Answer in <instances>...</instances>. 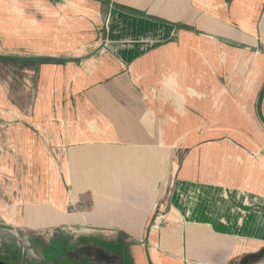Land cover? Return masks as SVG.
<instances>
[{
  "label": "crops",
  "instance_id": "1",
  "mask_svg": "<svg viewBox=\"0 0 264 264\" xmlns=\"http://www.w3.org/2000/svg\"><path fill=\"white\" fill-rule=\"evenodd\" d=\"M0 66L38 72L28 113L0 76V261L31 264L15 232L117 234L129 264L264 248V0H0Z\"/></svg>",
  "mask_w": 264,
  "mask_h": 264
},
{
  "label": "rangeland",
  "instance_id": "2",
  "mask_svg": "<svg viewBox=\"0 0 264 264\" xmlns=\"http://www.w3.org/2000/svg\"><path fill=\"white\" fill-rule=\"evenodd\" d=\"M73 3V1L71 2ZM106 28H104V32L102 31V35H104V41H100L98 40V42L96 41L94 46H97L98 44L100 45L99 50L102 53H106L107 51H111L113 50L112 48V44L110 43V40L107 36L106 31H108V23L105 26ZM106 35V36H105ZM129 42H124V41H118L115 46H125V44H128ZM112 45V46H111ZM140 46H146V42L142 41L140 43ZM8 59V58H7ZM11 60V59H8ZM41 60V59H38ZM12 61V60H11ZM41 63H38L37 65H39ZM12 68L3 66H0V76L3 77L5 80H7L9 82V91L12 94V101L14 103V107L17 110V108L20 109V111L22 113H28L30 112V108L32 106V100H33V96H34V82L36 80V78L38 77V72L37 70H35V72L33 71L31 75H29L30 73H24V72H18L16 70H11ZM30 76V78H29ZM17 107V108H16ZM12 111V110H11ZM160 213H158L156 219L158 220H165L167 218V214H168V209H170V205L168 204V202L166 201L165 203H161L160 204ZM2 227L1 223H0V228ZM8 229V228H7ZM13 233V229H10ZM17 238H22V243L24 242V237L25 235H28L26 241L27 244L29 246L26 247V251L29 252V258H30V263L31 264H40V262H44L47 260L50 261L52 264H68L70 262H74L73 260L71 261V259L76 257L79 258H85L87 256L83 255V256H78L77 252L79 250H88L89 248H91L90 246H88V242H94L90 238V236H92V233H86V232H82L79 230H74V231H65V232H54L52 234L50 233H32V234H23V233H18L15 232ZM95 235V234H94ZM117 235V234H116ZM114 234H100L101 238L104 239L102 242V247L101 250L105 251H113L111 252V254H116L118 257H120V264H129V259L126 256V252H124V247L118 245L117 249H115L116 247H114V245H112L109 240L112 239V236H116ZM43 238L46 239V241L42 240L43 242H45L46 244H48V246H52L51 248L53 249V254L49 257L47 250V254L44 252L41 254L40 250H36L33 246V238ZM118 237V235H117ZM92 238V237H91ZM25 241V243H26ZM5 242H2V240L0 239V245ZM103 243H107V247L103 246ZM65 245L63 248H60V246ZM61 252H60V251ZM77 250V251H75ZM50 251V250H49ZM56 251H58V253H55ZM75 251V252H74ZM106 252V251H105ZM87 255V254H86ZM46 259V260H44ZM55 261V262H52ZM92 260H88V259H84L82 262H88L89 264H97L95 262H91ZM26 264L29 263L28 258H24V260L22 261ZM113 263V262H112ZM101 264H106L103 261H101Z\"/></svg>",
  "mask_w": 264,
  "mask_h": 264
},
{
  "label": "flooded vegetation",
  "instance_id": "3",
  "mask_svg": "<svg viewBox=\"0 0 264 264\" xmlns=\"http://www.w3.org/2000/svg\"><path fill=\"white\" fill-rule=\"evenodd\" d=\"M39 246H40V244H39ZM101 247L102 246L98 244L95 247H91V248H89L86 251L85 250H82V251L79 250L77 252V254H78V256L85 255V256H87V257H85V259H88V260L90 259V260H92L91 262H95L97 264H101V261H103L106 264H120V259H119V257L116 254L115 255L111 254L110 251H106V252L102 251ZM39 249L42 250L44 252V254L48 253V252H51V253H48V254H53L54 253L53 249L50 248L48 245H46V246L42 245V247L39 248ZM47 250H48V252H47ZM75 251H77V250H75ZM55 253H58V251H56ZM76 258L78 260L73 258V259H71V261L75 260L73 263H76L77 261H78V263L81 262L79 257H76ZM24 264H26V263H24Z\"/></svg>",
  "mask_w": 264,
  "mask_h": 264
},
{
  "label": "water",
  "instance_id": "4",
  "mask_svg": "<svg viewBox=\"0 0 264 264\" xmlns=\"http://www.w3.org/2000/svg\"><path fill=\"white\" fill-rule=\"evenodd\" d=\"M264 98V92L261 95V100ZM264 120V119H263ZM264 260V248L261 249L259 252L246 256L243 260V264H256ZM0 264H6L5 262L0 261Z\"/></svg>",
  "mask_w": 264,
  "mask_h": 264
},
{
  "label": "trees",
  "instance_id": "5",
  "mask_svg": "<svg viewBox=\"0 0 264 264\" xmlns=\"http://www.w3.org/2000/svg\"><path fill=\"white\" fill-rule=\"evenodd\" d=\"M43 61H44V60H33V62H35V63H37V64H38V63H43ZM99 245L102 246V243H100ZM107 245H108V244L103 243V246H106V247H107ZM114 247H116L115 249H117L118 246H114ZM60 252H61V251H60ZM52 262H55V261H52ZM68 264H74V263L70 262V263H68Z\"/></svg>",
  "mask_w": 264,
  "mask_h": 264
}]
</instances>
